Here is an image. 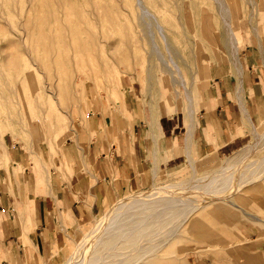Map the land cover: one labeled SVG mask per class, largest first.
Wrapping results in <instances>:
<instances>
[{
  "label": "rangeland",
  "instance_id": "374dc122",
  "mask_svg": "<svg viewBox=\"0 0 264 264\" xmlns=\"http://www.w3.org/2000/svg\"><path fill=\"white\" fill-rule=\"evenodd\" d=\"M138 1L155 13L178 48L182 76L194 86L193 118L188 115L183 86L173 83L170 73L154 58L138 19ZM195 1L200 4L192 5L190 24H182L175 17L184 10L174 7V0H0V154L7 151L6 156L0 155V231L6 228L2 226L5 219L9 231L17 227L16 245L4 249L6 264L65 263L84 232L121 195L187 181L192 177L191 161L195 176H202L253 141L248 120L249 136L241 147L229 154L199 158L191 147L177 152L176 141L165 130L173 118L188 134L204 104L213 101L217 77L226 72L238 85L241 81L216 6L210 0ZM229 7L239 52L247 28L254 31L264 25V0H230ZM202 11L208 17L203 27L199 21ZM193 38L200 47L190 42ZM158 44L164 53L160 39ZM48 83H55L54 102L44 95ZM40 118L46 119L43 126L37 121ZM25 121L32 122L34 133L30 134ZM70 126L78 131L79 140ZM256 126L257 132L264 131V123ZM182 132L183 128L177 134ZM101 133L107 144L122 143L125 149L130 144L127 136L142 139L144 161L135 187L120 192L116 187L117 192L98 202L93 213L74 217L59 188L62 183L70 187L76 182L82 175L76 174L79 169L92 183V164L87 157L82 161L81 151L85 154V146H92L95 139L102 141ZM78 155L77 163L69 162ZM7 173L13 178L10 187ZM15 175L20 184L14 181ZM239 190L225 202L203 201L197 214H192L194 218L213 215L216 227L204 224L195 231L183 225L176 244L172 241L159 247L146 264H264V180ZM47 196L52 198L56 215L50 234L42 235L40 254L34 251L30 256L25 246L31 247L27 234L35 228L34 203ZM48 229L45 218L41 231ZM186 256L191 257L189 263Z\"/></svg>",
  "mask_w": 264,
  "mask_h": 264
},
{
  "label": "bare ground",
  "instance_id": "6f19581e",
  "mask_svg": "<svg viewBox=\"0 0 264 264\" xmlns=\"http://www.w3.org/2000/svg\"><path fill=\"white\" fill-rule=\"evenodd\" d=\"M194 1L174 0V7L180 6L182 10H184L183 14L180 15L178 13V15H176V21H183L182 24H190L191 7L192 5L200 4L196 3V1L195 4H192ZM210 1L216 6L217 15L222 21V26L225 27L226 44L229 49V54L232 57V62L236 71L241 76L242 68L237 56L238 42L232 27L229 7L230 0ZM252 2V5H254L255 2L251 1L250 3ZM137 4L140 9L138 19L143 27V34H145L150 41L154 58L161 62L165 71L170 73L173 83H178L183 86L184 95L188 102V115L193 118L195 113L193 110L195 104L194 86H192V82L190 84L186 82L182 76L178 61L181 55L178 48H176L170 40L171 36L167 33L165 27L161 25L155 13L154 15L150 13L141 5L140 1H138ZM255 5H258V3ZM251 7L253 9V6ZM206 20H208V17L205 15V12L202 11L199 20L202 27L207 25ZM159 39L162 41L164 53L160 50L158 44ZM190 42L197 48L201 45L195 38ZM174 72L177 73V78L174 76ZM54 85L55 83H48V85L43 87L45 90L42 88L46 97L52 98L57 95L54 93ZM42 95L41 89L40 91L38 90V97L41 98ZM52 101L54 102L53 98ZM154 104H156L155 101ZM44 120L46 119H37L42 126L45 123ZM25 122L30 134L34 133L35 130L32 122ZM192 127L193 121L186 136L185 150L191 147ZM256 127L252 124L251 131L253 141L251 143H247L237 153L221 161L220 164H214L212 169L206 174L195 176V169L192 165L193 161H191L192 177L187 181L176 182L169 185H154L152 189L147 191H138L128 195H121L115 203L109 205L108 208L96 218L91 228L84 232L80 240L76 242L75 248L67 257L66 262L62 264H146L148 259H151L154 253L158 251L159 247L167 243L170 244L172 241L176 244V241L181 237L180 234H178L179 239L175 240L176 234L183 225H185L186 229L191 228L193 230V228H196L197 230L195 231H198L199 227L204 224L216 227L218 224L213 215L199 218L193 217L197 214L195 211L201 206L203 201L207 200V203L208 200L216 201L222 199V201H224L223 199L228 198L230 195L232 196L236 191H240L239 189L264 180V131L259 133ZM70 129L74 134L73 137H77L79 140L78 131L73 129V126ZM80 149L82 150L81 147ZM27 151H29V149H27ZM6 152L7 151L3 149L0 155L6 156ZM83 156L84 154L81 151L82 161H84ZM82 164L85 165L83 162ZM10 177L9 173H7L9 187L13 182V178ZM14 181L20 184V180L16 175ZM193 213L194 215L192 216ZM254 219L256 218L254 217ZM182 232H185V229ZM208 236L212 238V234ZM170 251L173 253L172 250ZM190 258V256H186L185 262L189 263ZM261 261H264V258H262ZM155 264H171V262L159 261Z\"/></svg>",
  "mask_w": 264,
  "mask_h": 264
},
{
  "label": "crops",
  "instance_id": "0c3cea01",
  "mask_svg": "<svg viewBox=\"0 0 264 264\" xmlns=\"http://www.w3.org/2000/svg\"><path fill=\"white\" fill-rule=\"evenodd\" d=\"M242 41L243 48L237 52L242 68L240 85L232 75L226 72L217 77L213 101L204 104L205 107L200 110V116L193 123L191 150L199 158L212 153L225 155L235 151L243 145L249 136L248 126L250 123L254 126L264 123V25L260 26L259 29L255 28L254 31H251L248 27L244 32V36H242ZM99 124L100 128H103L102 122ZM181 128H183V132L177 134ZM165 130L169 134L170 140L172 142L176 141L178 145L176 151L178 152L179 148L184 150L187 128L180 126L177 122L175 123L172 118L167 121ZM101 134L103 136L102 141L93 138L95 140L92 142V146L88 145L84 148L85 154L83 157H87L92 164V170H90L92 183L87 180L83 175V171L79 169L76 174L80 173L82 175L76 182L70 187L62 183V188H59L64 204L74 217L80 215V213H93L98 202L109 198L112 192H117L116 187L119 191L135 187L136 178H138L139 170L144 161L142 157V139L137 140L134 136H127L130 144L125 149V145L122 143L107 144L103 139L104 133ZM171 147L173 148V143ZM177 157L180 158V155ZM79 158L78 155L77 158L75 157L76 160L69 162L77 163ZM27 188V185L24 186V196H27ZM37 202L38 205L34 203V210L36 211L35 219L33 218L35 222L34 234L32 232L27 234L31 241V247L29 245L25 246V250L30 256L34 251L40 254L39 246L41 245L42 235L46 237L50 234L53 216L56 215L55 205L51 197L39 198ZM61 217L62 215H60ZM45 218L50 229L43 233L41 228L42 221ZM4 222L5 225L2 224V226L6 228L0 231L1 264L7 262L3 259V256L7 253L4 249L10 246L11 243L16 245L15 238L17 237V227L9 231L8 221L6 219L5 221L2 220V223ZM10 247L13 249V246ZM20 252L21 249L17 251L16 256L18 258ZM23 254L27 259L26 252ZM12 258L15 260L14 253H12Z\"/></svg>",
  "mask_w": 264,
  "mask_h": 264
}]
</instances>
